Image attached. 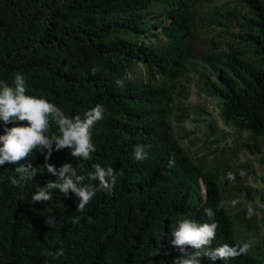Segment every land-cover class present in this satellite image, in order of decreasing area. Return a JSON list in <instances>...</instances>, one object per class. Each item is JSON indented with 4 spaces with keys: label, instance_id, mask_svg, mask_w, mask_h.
Masks as SVG:
<instances>
[{
    "label": "trees",
    "instance_id": "16d2710c",
    "mask_svg": "<svg viewBox=\"0 0 264 264\" xmlns=\"http://www.w3.org/2000/svg\"><path fill=\"white\" fill-rule=\"evenodd\" d=\"M214 1L0 0V81L14 86L15 75L23 74L27 95L54 103L69 118L83 119L97 104L107 109L92 129L91 160L74 159L72 149L56 151L53 144L49 162L57 170L72 164L85 184L95 164L118 173L111 194L98 192L78 212L75 194L58 189L52 201L31 203L39 187L57 179L44 167L47 149L34 150L29 159L38 173L22 187L10 184L17 165L0 166V264H173L181 254L170 232L181 218L215 222L213 248L252 243L248 255L228 264H264V236L255 240L241 213L228 210L231 191L241 190L220 179L231 172L229 161L207 171L175 133L187 118L176 112L179 101L194 90L264 153V0ZM203 21L212 35L201 38L207 48L199 53ZM233 23L238 33H229ZM134 67L144 79H128ZM203 109L195 107L193 122L212 129ZM4 131L0 122V135ZM50 135H58L54 124ZM140 144L148 158L138 162L134 147ZM258 200L264 205V191ZM201 264L225 262L202 258Z\"/></svg>",
    "mask_w": 264,
    "mask_h": 264
},
{
    "label": "clouds",
    "instance_id": "9594fccd",
    "mask_svg": "<svg viewBox=\"0 0 264 264\" xmlns=\"http://www.w3.org/2000/svg\"><path fill=\"white\" fill-rule=\"evenodd\" d=\"M205 42L207 44V41ZM91 71L94 74L97 68L93 67ZM116 83L118 86H123L122 80H117ZM13 85L9 86L0 81V122L5 126L4 134L0 135V166L6 163L17 165L14 170L17 176L10 177L11 186L22 187L23 184L35 179L38 171L29 158L33 156L34 150L42 152L43 149H47L44 167L47 173L56 176L57 179L55 182H48L45 187H39L31 197L32 204L52 201V192L58 189L63 196H67L69 192L74 193L79 200L76 210L83 212L98 192L111 194L118 176L113 167L103 168L99 164L93 165L94 171L88 173V183L85 184L83 183L85 176L78 175L72 164L64 163L57 170L49 162L53 144L56 151L64 148L72 149L71 155L74 159L91 160L92 153L96 151L92 143V129L105 118L107 109L104 105L97 104L85 113L83 119L80 116L69 118L54 103L44 98L27 95V84L23 74L15 75ZM53 124L57 126L58 135H50ZM8 125L17 126L8 128ZM147 158L145 146L136 145L134 159L140 162ZM173 166L174 160H170L169 167ZM239 175L244 177L246 172L241 170ZM235 179L236 174L233 172H228L221 178L222 181L228 182H234ZM202 192L206 199L205 190L203 189ZM230 203L235 207L238 201L234 199ZM204 212L209 218L214 215L211 209H205ZM253 215L254 209L249 206L247 217L250 219ZM78 222L79 217L74 216L73 223ZM46 223L53 228L56 220L49 216ZM217 227L215 222L199 223L188 218L179 219L178 224L170 232V236L174 237L171 246L181 254L173 264H201L202 258H208L212 262L222 260L228 264L230 260L248 255L252 251L251 242L240 245L221 244L213 248ZM188 248L194 251L189 253ZM62 254V251L57 253V255ZM157 254L156 252L155 255Z\"/></svg>",
    "mask_w": 264,
    "mask_h": 264
},
{
    "label": "rangeland",
    "instance_id": "374dc122",
    "mask_svg": "<svg viewBox=\"0 0 264 264\" xmlns=\"http://www.w3.org/2000/svg\"><path fill=\"white\" fill-rule=\"evenodd\" d=\"M225 0H215L214 4L218 5ZM207 22L203 21L197 26L198 33V52L203 53L206 50L204 37H211L207 34ZM233 30L229 33H238V26L234 23L231 25ZM233 31V32H231ZM235 43L236 40H233ZM132 81L144 79L143 72L140 68L134 67L133 72L128 76ZM188 100H180L176 112L179 116L187 118L175 127V133L179 138V143L203 168L207 171L214 172L224 166L228 160L231 165V172L239 175L241 170L246 172L244 177L239 175V180L234 182L226 181L227 187H240L241 190H232V200H237L238 204L228 208L231 213H241L243 227L251 226L256 233L255 240H261L264 236V205L258 200L259 195L264 191V153H258L253 147V142L244 132H239L235 127L225 125L219 115L214 101L197 96L194 90ZM196 106H201L204 118L212 121L213 128L208 129L203 122H193L192 114ZM222 177H220L221 179ZM251 189L244 191L243 189ZM250 197V200L247 198ZM251 206L254 209V215L249 219L247 209ZM238 231V230H236Z\"/></svg>",
    "mask_w": 264,
    "mask_h": 264
}]
</instances>
